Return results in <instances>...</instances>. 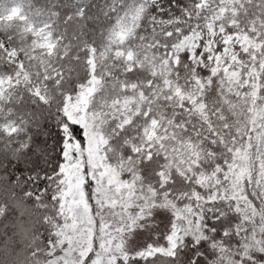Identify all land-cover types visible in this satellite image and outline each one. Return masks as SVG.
<instances>
[{
    "label": "snow or ice",
    "instance_id": "6c2138e0",
    "mask_svg": "<svg viewBox=\"0 0 264 264\" xmlns=\"http://www.w3.org/2000/svg\"><path fill=\"white\" fill-rule=\"evenodd\" d=\"M0 264H264V0H0Z\"/></svg>",
    "mask_w": 264,
    "mask_h": 264
}]
</instances>
